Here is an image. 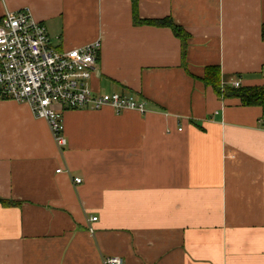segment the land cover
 <instances>
[{"label": "crops", "instance_id": "obj_1", "mask_svg": "<svg viewBox=\"0 0 264 264\" xmlns=\"http://www.w3.org/2000/svg\"><path fill=\"white\" fill-rule=\"evenodd\" d=\"M23 9L59 50L101 40L91 88L146 111H67L60 150L0 99V264H264L263 109L203 81L264 85V0H138L185 43L132 0H0V19Z\"/></svg>", "mask_w": 264, "mask_h": 264}, {"label": "built area", "instance_id": "obj_2", "mask_svg": "<svg viewBox=\"0 0 264 264\" xmlns=\"http://www.w3.org/2000/svg\"><path fill=\"white\" fill-rule=\"evenodd\" d=\"M102 49L101 40L59 50L51 43L47 27L28 9L7 11L0 19V99L28 104L37 118L47 121L60 150L67 145L64 113L70 110L115 112L146 111L145 104L118 92L96 93L90 80ZM234 87H240L238 81ZM62 169H58L60 173ZM80 184L82 178L74 177ZM97 217L88 220L90 223ZM103 264H124L119 256L103 258Z\"/></svg>", "mask_w": 264, "mask_h": 264}, {"label": "trees", "instance_id": "obj_3", "mask_svg": "<svg viewBox=\"0 0 264 264\" xmlns=\"http://www.w3.org/2000/svg\"><path fill=\"white\" fill-rule=\"evenodd\" d=\"M133 3V19L137 24H147L154 26L170 27L176 36H178L185 43L188 33L178 26L171 18L164 19H143L140 17L138 11V0H132ZM264 36V32H263ZM222 73L219 66H208L206 68L203 81L206 85L211 86L219 97L229 98L238 97L243 105H258L261 106L264 113V85L263 86H249V87H234L222 84ZM5 203H11L5 201Z\"/></svg>", "mask_w": 264, "mask_h": 264}, {"label": "rangeland", "instance_id": "obj_4", "mask_svg": "<svg viewBox=\"0 0 264 264\" xmlns=\"http://www.w3.org/2000/svg\"><path fill=\"white\" fill-rule=\"evenodd\" d=\"M113 86H114V85H113ZM120 90H121V89H120L118 86H115L113 92H118V93H120V92H119ZM65 147H66V146H65Z\"/></svg>", "mask_w": 264, "mask_h": 264}]
</instances>
